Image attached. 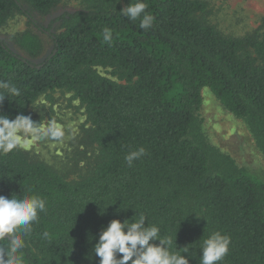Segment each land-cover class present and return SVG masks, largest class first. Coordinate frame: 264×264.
<instances>
[{
    "label": "trees",
    "instance_id": "obj_1",
    "mask_svg": "<svg viewBox=\"0 0 264 264\" xmlns=\"http://www.w3.org/2000/svg\"><path fill=\"white\" fill-rule=\"evenodd\" d=\"M135 2L80 0V10L42 27L23 4L45 15L61 0H0V28L18 14L53 44L34 64L0 39V81L21 93L5 97L0 115L28 116L41 95L72 93L90 124L82 140L98 150L94 164L69 180L18 144L5 151L0 134V195L46 201L32 231L17 232V255L22 264H100L93 246L101 228L143 214L146 226L159 227L161 239L172 238L170 251L187 256L189 264H199L203 241L217 231L231 238L218 264H264V181L215 151L197 118L207 89L244 121L264 156V32L222 35L205 18V0H143L154 17L144 30L139 19L120 12ZM56 22L61 31L54 34ZM105 28L112 30L110 43ZM15 41L29 58L42 52L30 30ZM98 68L111 70L118 82ZM140 147L145 155L129 167L126 155ZM8 247L0 238V249ZM0 264L9 261L0 257Z\"/></svg>",
    "mask_w": 264,
    "mask_h": 264
},
{
    "label": "rangeland",
    "instance_id": "obj_2",
    "mask_svg": "<svg viewBox=\"0 0 264 264\" xmlns=\"http://www.w3.org/2000/svg\"><path fill=\"white\" fill-rule=\"evenodd\" d=\"M205 18L222 35L244 38L264 32V0H205ZM29 16L40 26L47 27L63 13L81 9L80 0H61L48 14H40L23 4ZM30 30L42 43V52L36 58L28 55L16 44L15 37ZM61 31V23L52 24L51 32ZM0 39L20 57L38 64L52 51L51 39L30 25L21 15H15L6 26L0 28ZM98 73L112 81L117 78L109 69H97ZM118 82V81H117ZM28 116L40 128L37 138L31 133H18V146L31 156L45 162L74 180L91 167L98 156L96 146H88L82 140L83 132L90 128L85 108L66 91L48 92L41 95L28 108ZM208 144L222 156L229 158L237 169H244L258 180L264 181V156L244 121L226 112L213 95L204 89L202 105L197 112Z\"/></svg>",
    "mask_w": 264,
    "mask_h": 264
},
{
    "label": "clouds",
    "instance_id": "obj_3",
    "mask_svg": "<svg viewBox=\"0 0 264 264\" xmlns=\"http://www.w3.org/2000/svg\"><path fill=\"white\" fill-rule=\"evenodd\" d=\"M147 7L143 0H137L135 3H129L120 12L132 21L139 19V27L147 30L154 20V17L147 12ZM103 39L107 43L111 42V29L103 30ZM0 89L7 91V95L0 92V103L9 95L21 94L19 88L5 81H0ZM22 131L39 138L42 130L35 126L30 116L20 114L15 119H9L6 115H0V134L6 141L5 151L17 146L18 133ZM145 152V148L140 147L126 155L128 166L131 167L133 161L145 155ZM45 210L46 201L39 196L18 198V195L13 194L8 198L0 195V238L9 241L6 250L0 249V257L7 259L9 264H22L21 257L17 255L22 244L16 239V234L18 231L25 235L30 233L32 225L38 222V214ZM132 218L123 222L113 219L107 227L101 228L98 241L93 246L94 254L100 258V264H129V262L130 264H189L187 256L180 254L179 251H170L172 238L161 239L159 227L148 224L146 226L145 215L141 214L138 219ZM43 235L48 237L49 234L45 232ZM156 241H159V244L155 243ZM230 243L231 238L219 231L209 235L203 241L199 264H218L227 256ZM182 249L183 253H189L188 246Z\"/></svg>",
    "mask_w": 264,
    "mask_h": 264
}]
</instances>
